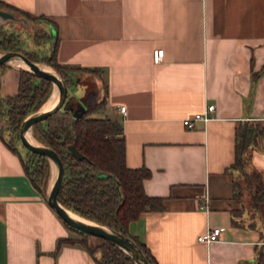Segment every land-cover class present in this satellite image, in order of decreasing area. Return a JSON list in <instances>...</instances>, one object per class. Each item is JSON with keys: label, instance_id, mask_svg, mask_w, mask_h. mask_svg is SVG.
Returning a JSON list of instances; mask_svg holds the SVG:
<instances>
[{"label": "crops", "instance_id": "0c3cea01", "mask_svg": "<svg viewBox=\"0 0 264 264\" xmlns=\"http://www.w3.org/2000/svg\"><path fill=\"white\" fill-rule=\"evenodd\" d=\"M7 6L48 19L59 64L100 69L105 105L95 117L122 124L126 166L149 170L144 191L163 205L130 222L129 235L158 264H252L264 228L237 223L230 168L237 125L264 123V73L252 79L264 65V0H0ZM10 67L2 95L17 90L21 67ZM210 104L207 121L183 125ZM20 156L0 138V264H97L78 244L57 248L75 234L33 187ZM248 161L264 171V144ZM216 227L219 241H197Z\"/></svg>", "mask_w": 264, "mask_h": 264}, {"label": "trees", "instance_id": "16d2710c", "mask_svg": "<svg viewBox=\"0 0 264 264\" xmlns=\"http://www.w3.org/2000/svg\"><path fill=\"white\" fill-rule=\"evenodd\" d=\"M5 8L33 23L41 24L48 21L45 17H33L9 6ZM50 26L54 28L53 24ZM31 39L37 49L42 50L43 47L41 53L38 50L27 51L21 47L18 35L4 32L0 25V52H20L32 62L52 67L64 80L68 90L67 97L69 91L77 84L78 73L87 72L102 76L100 69L97 68L59 64L56 58L58 37L52 36L46 29L40 27L35 30ZM47 44L48 47L45 48ZM8 68L10 66L7 64L0 65V126L3 125L4 131L0 138L11 151L17 152L16 144L20 141L19 131L23 120L40 109L52 91V84L46 79L19 69L16 92L2 95V75ZM263 73L264 65L252 74L253 81ZM104 105L103 99L78 116L70 110L61 108L33 126L35 138L55 151L62 161L64 173L57 194L58 202L84 219L107 226L129 237L143 252L149 264H158L147 246L138 238L129 235L128 225L146 211H161L162 200L149 197L144 191L143 181L149 177V170L131 169L126 166L122 124L107 118L92 117V114L100 112ZM260 143L264 144V123L240 122L235 128L234 162L230 169L236 172L238 177L233 179V199L237 205H242L240 210L237 209L234 213L242 214L243 210H247L262 220L264 171L250 168L248 161L250 153L257 149ZM71 145L84 156L83 159L72 156L68 149ZM25 151L24 156L21 155L20 158L26 175L46 202L50 163L43 155L26 148ZM244 191L249 197L247 207L243 203ZM63 224L77 234V238L59 240L57 248L62 244H78L97 264H135L114 244L84 234L64 222ZM249 227L255 228V224ZM90 238H95L97 244L91 246L88 242ZM252 264H264V246L257 249Z\"/></svg>", "mask_w": 264, "mask_h": 264}, {"label": "water", "instance_id": "95a60500", "mask_svg": "<svg viewBox=\"0 0 264 264\" xmlns=\"http://www.w3.org/2000/svg\"><path fill=\"white\" fill-rule=\"evenodd\" d=\"M17 20L14 12L8 10L0 9V21L1 24L6 21ZM23 23H29L30 21L21 18ZM0 24V25H1ZM2 64H18L25 65L26 68L21 69L28 71L38 77L46 79L51 82L53 87L52 92V107L48 110H38L30 115H28L22 122L19 131V139L21 144L27 150L34 152L36 154H40L45 156L50 163V182L51 185L46 193V202L47 204L55 211V213L61 218V220L68 225L69 227L79 230L84 234H87L92 237L101 238L105 241H108L119 249H121L124 253H126L135 264H149L145 255L140 250V248L133 242L129 237L107 227L104 225H100L84 219L72 211L63 207L57 200V194L61 187V182L63 178L64 168L61 159L56 154L55 151L44 146L41 143L32 144L29 142L27 135L31 133L33 126L41 121L47 119L50 115L57 112L61 109L67 98V86L64 80L60 77V75L49 65L43 63H36L30 61L26 56L21 54L20 52L14 51H6L0 54V65ZM48 68L49 70H45L44 68ZM3 125L0 126V134H3ZM72 156L76 159H83L84 156L75 148L74 145L68 147ZM77 216L73 217L71 216Z\"/></svg>", "mask_w": 264, "mask_h": 264}, {"label": "rangeland", "instance_id": "374dc122", "mask_svg": "<svg viewBox=\"0 0 264 264\" xmlns=\"http://www.w3.org/2000/svg\"><path fill=\"white\" fill-rule=\"evenodd\" d=\"M15 17L17 20L13 21H6L4 23L0 24L2 26V30L6 33H14L18 35L19 41L21 43V47L27 49V51L31 50H38L40 53L43 51L37 49V47L33 44L31 37H33V34L35 30L39 29L40 27L44 29H48L47 24L41 23H23L21 20V16L15 14ZM48 32V30H47ZM48 47V44L45 46V48ZM46 50V49H45ZM1 54V52H0ZM10 66V65H9ZM11 68V67H10ZM10 68L6 69L5 72H9V74H14V71L10 70ZM78 81H76V86L72 91H69V96L66 98V101L62 107V109H67L70 110L74 115L78 116L81 113H83L86 109L94 106L95 104L99 103L101 100H103L104 94H105V88H104V82H103V76L98 77L97 75H84L83 73H78L77 75ZM15 85V83H14ZM10 89L5 85L2 89L3 94L9 93ZM52 92H53V87L52 91L47 97L46 101L44 104L40 107H42L50 100H52ZM39 109V110H40ZM98 113V112H97ZM97 113L92 114V117H95ZM31 136L38 142L40 143L34 135L33 129L31 130ZM17 151L24 156L25 154V148L21 144V142H17L16 144ZM51 185L50 182V176L47 182V187H46V193ZM249 202V197L246 191L243 193V203L244 206L247 207ZM242 206V205H241ZM240 205L237 206V209L240 210ZM239 215L236 216L237 223L240 225H261L264 228V216L259 218L258 215H255L253 213L247 212V210H243L242 214H235ZM75 234V233H74ZM75 238H77V234H75ZM89 244L91 246H94L97 244V240L95 238H90L88 240Z\"/></svg>", "mask_w": 264, "mask_h": 264}, {"label": "built area", "instance_id": "2783aa9c", "mask_svg": "<svg viewBox=\"0 0 264 264\" xmlns=\"http://www.w3.org/2000/svg\"><path fill=\"white\" fill-rule=\"evenodd\" d=\"M153 62L159 63L163 59V50L162 49H156L153 51L152 54ZM215 106L210 104L207 105L204 112L202 113H196L192 116V118H186L183 120V125L187 128H193L194 122L196 121H207L209 119V114L214 111ZM119 112L121 114H125V107L120 106ZM205 205H201L200 209H205ZM223 231L222 227H216V228H209L204 233L200 234L197 237V241L201 242L203 244H211L214 242L219 241L220 234Z\"/></svg>", "mask_w": 264, "mask_h": 264}, {"label": "bare ground", "instance_id": "6f19581e", "mask_svg": "<svg viewBox=\"0 0 264 264\" xmlns=\"http://www.w3.org/2000/svg\"><path fill=\"white\" fill-rule=\"evenodd\" d=\"M13 65V64H12ZM20 66H22L23 68H26V66L25 65H20ZM44 68V67H43ZM45 70H49L48 68H44ZM50 71V70H49ZM53 105H52V100H50L49 99V101L42 107V109L41 110H48L49 108H51ZM27 138H28V140H29V142H31L32 144H38V142L31 136V133H29L28 135H27ZM71 216H73V217H76L77 218V216H74V215H72L71 214Z\"/></svg>", "mask_w": 264, "mask_h": 264}]
</instances>
